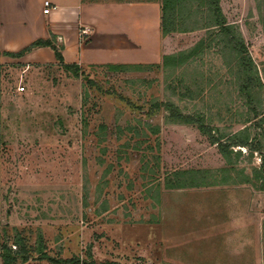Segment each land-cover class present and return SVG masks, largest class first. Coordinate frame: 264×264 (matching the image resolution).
I'll return each instance as SVG.
<instances>
[{
	"label": "rangeland",
	"instance_id": "374dc122",
	"mask_svg": "<svg viewBox=\"0 0 264 264\" xmlns=\"http://www.w3.org/2000/svg\"><path fill=\"white\" fill-rule=\"evenodd\" d=\"M129 1L155 4L160 21L161 0ZM180 6L179 27L187 28L160 32L156 62L117 63L128 65L118 71L88 65L79 74L18 62L5 69L0 240L16 250L20 237L30 251L13 264H56L40 258L39 249L56 259H85L91 250L98 263L264 264V190L236 172L222 179L216 170L225 160L215 146L194 126L150 109L171 100L226 134H257L264 148V0H222L263 83L255 92L257 118L216 42L165 68L164 53L187 52L215 36L203 1ZM246 150L235 164L250 172L261 160ZM175 170L192 171L194 179L170 189Z\"/></svg>",
	"mask_w": 264,
	"mask_h": 264
},
{
	"label": "crops",
	"instance_id": "0c3cea01",
	"mask_svg": "<svg viewBox=\"0 0 264 264\" xmlns=\"http://www.w3.org/2000/svg\"><path fill=\"white\" fill-rule=\"evenodd\" d=\"M45 1L0 0V141L8 102L3 89L5 69L15 62L27 68L58 66L49 47L34 49L20 58L8 53L54 36L66 63L80 67L159 59L161 31L155 4L48 0L51 7L45 13Z\"/></svg>",
	"mask_w": 264,
	"mask_h": 264
},
{
	"label": "trees",
	"instance_id": "16d2710c",
	"mask_svg": "<svg viewBox=\"0 0 264 264\" xmlns=\"http://www.w3.org/2000/svg\"><path fill=\"white\" fill-rule=\"evenodd\" d=\"M90 1L101 2L100 0ZM180 1L181 0H161L160 31L161 35L164 37L171 35L177 30H186L187 28H184V25L179 27L180 24L177 13L181 7ZM201 1H203L207 8L209 20L207 26L214 27L216 29L214 30L215 36H211L212 34L210 33V39H200L196 43V47L188 50L187 52L180 51L175 53H164L162 56L163 65L167 70L172 66L183 65L191 56L198 57L207 48V46L216 42L218 45V51L222 54V56L231 60L230 64L233 67H231L229 63L227 64L231 69H236L235 74L239 90L246 98L249 113L252 114L254 118H257L260 113L255 105V102H258V99L255 97V92L257 90L260 91L263 88V83L257 74V67L248 51L246 42L243 36L237 31L236 26L228 22L223 11L222 0ZM118 2L132 1L118 0ZM138 2L153 1L139 0ZM210 20H212V22ZM40 47H49L52 49L59 67L79 74L80 66L66 63L62 53V47L57 45L54 36H51L48 39H37L21 51L8 54L10 56L20 58ZM106 66L113 71H118L119 69L126 68L128 65L108 63ZM150 109L164 110L169 121L194 126L209 145L215 146L218 153L225 160L224 165L216 170L220 173V175L222 174V179L228 180L226 177L231 178V174L236 172L237 175L235 176L239 177L242 182L254 184L259 189L264 190V148L263 143L260 141L257 134H254L253 137H251V133L247 129H241L235 133L226 134L209 122L203 113H199L197 111L185 112L171 100L156 101L151 103ZM262 121L264 122V118ZM256 124L257 123H255V127ZM152 131L154 134H157L160 132V127L156 126L152 128ZM242 148L247 149L246 151H248L249 155L252 157L255 153L260 155V165L253 166L250 172H247L245 168L239 169L235 164V158L242 154ZM207 171L208 170L198 169L194 172L197 173V175H204V173H208ZM193 179L194 175L192 171L175 170L167 177V183L170 184V186H168L170 189L181 188L187 184V181L189 182V180ZM14 246H16V250H14L7 241L0 240V258L2 259L3 264H13L18 257H22L24 260L29 258L30 251H28L29 249L26 245H24L22 238L17 237L14 241ZM39 251L41 254L40 258H47L56 264H120L116 261H104L98 263L93 258L91 250L88 251L85 259H81L80 257L56 259L48 257L47 253L43 252L41 249H39Z\"/></svg>",
	"mask_w": 264,
	"mask_h": 264
},
{
	"label": "built area",
	"instance_id": "2783aa9c",
	"mask_svg": "<svg viewBox=\"0 0 264 264\" xmlns=\"http://www.w3.org/2000/svg\"><path fill=\"white\" fill-rule=\"evenodd\" d=\"M50 7H51L50 1L46 0L45 1V9H44V12L45 13H48L49 10H50ZM84 32L86 33L87 31H84ZM24 89H25V87L23 85H21V86L18 87V90L19 91H24Z\"/></svg>",
	"mask_w": 264,
	"mask_h": 264
}]
</instances>
